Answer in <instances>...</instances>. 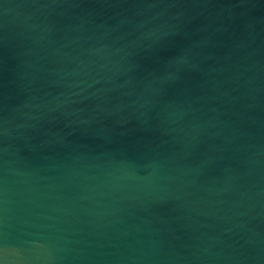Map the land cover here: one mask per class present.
Here are the masks:
<instances>
[{"label": "water", "instance_id": "1", "mask_svg": "<svg viewBox=\"0 0 264 264\" xmlns=\"http://www.w3.org/2000/svg\"><path fill=\"white\" fill-rule=\"evenodd\" d=\"M0 264H264V0H0Z\"/></svg>", "mask_w": 264, "mask_h": 264}]
</instances>
